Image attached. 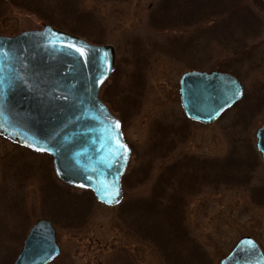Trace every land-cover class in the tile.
Here are the masks:
<instances>
[{"label":"rangeland","instance_id":"1","mask_svg":"<svg viewBox=\"0 0 264 264\" xmlns=\"http://www.w3.org/2000/svg\"><path fill=\"white\" fill-rule=\"evenodd\" d=\"M162 1L0 0V35L51 24L76 30V35L92 43L115 46L119 70L104 87V96H110L107 104L122 120L133 149L129 164L133 173L124 185V199L108 206L90 193L67 188L56 176L50 155L0 136V264H14L39 219H49L57 229L61 254L51 264H219L244 235L253 236L264 250V159L256 138L264 124V4L227 3L235 17L229 28L213 33L206 28L195 32L194 21L204 18L202 26L219 23L216 17L212 22L199 15L222 11L226 0L214 4L192 0L198 4L192 5L194 10H202L194 12L191 22L182 15L166 18L174 17L171 23L182 27L174 30L183 34L177 38L172 32L161 34L155 26L152 12ZM260 27L263 31L258 35ZM251 46L252 54L239 55L240 49ZM142 48L149 50L146 58L151 63L146 70L139 66ZM188 70L236 75L245 86L242 101L248 103L212 124L186 118L183 129L188 136L176 137L175 149L163 161L175 164L176 171L182 169L177 173L190 177L191 189L174 208L158 200L137 208L138 198L148 197L166 174L157 165L159 169L141 180L137 171L151 169L152 158L158 159L162 146L170 143L160 141L159 133L154 142V134L163 129L160 125L181 122L179 80ZM249 102L257 110L256 114L250 111L252 116ZM147 147L154 149L151 160L149 151L144 153ZM228 157L233 165L225 170L221 165ZM244 160L253 162L254 169L240 163ZM235 163L250 175L248 183L238 178L220 184L203 180L211 168L217 174L234 172Z\"/></svg>","mask_w":264,"mask_h":264},{"label":"water","instance_id":"2","mask_svg":"<svg viewBox=\"0 0 264 264\" xmlns=\"http://www.w3.org/2000/svg\"><path fill=\"white\" fill-rule=\"evenodd\" d=\"M116 59L114 45L91 43L49 24L0 35V134L51 155L62 182L91 190L110 206L123 200L132 156L121 120L100 98ZM244 94V84L228 72L190 70L180 78L184 113L199 123H214ZM256 138L264 159V124ZM60 252L53 223L40 219L14 264H49ZM219 264H264V251L246 235Z\"/></svg>","mask_w":264,"mask_h":264},{"label":"trees","instance_id":"3","mask_svg":"<svg viewBox=\"0 0 264 264\" xmlns=\"http://www.w3.org/2000/svg\"><path fill=\"white\" fill-rule=\"evenodd\" d=\"M192 0H190V2L187 4V0H163L162 2H159V5L156 9L153 10L152 12V15L153 17L156 16V18H153L155 21V26H157V28L160 31L161 34H168V33H174L176 35L177 38H180L183 34L182 33H177V32H174V30L176 28H182L180 26H177L175 27V23H171L173 18L176 16V15H182L183 17H185V21L187 22H191L192 19H193V15H194V12L196 11H201L202 9H195L193 8V4H196L194 2H191ZM223 1V0H222ZM212 4L216 3L217 0H212L210 1ZM241 0H226V8L224 7L225 6V3H223L222 5L224 6H221V10L220 12H217L216 14L214 13H208L206 15H199V16H205L206 18H209L212 20V22H214L213 20V17H216L218 20H219V23H216L214 25L210 24L209 26H202L201 22H203V19L200 20V19H196L194 21V26H195V32L198 31L200 28H206V30H212L214 31L213 33H215L216 30H224L225 28H229V22L230 21H233L234 17H235V14L233 11H231L233 8L231 6V4L233 3H240ZM255 2L257 4H264V2L262 0H255ZM227 3H231L230 5L227 4ZM198 5V4H196ZM229 5V6H228ZM207 9V7H205ZM223 8H225L223 10ZM179 12H186V13H189L191 15H184V14H176V13H179ZM193 12V13H192ZM222 12H224V15H222ZM174 15V17L169 20V19H166L167 17H169L170 15ZM196 16V15H194ZM230 19V20H229ZM229 20V21H228ZM243 20V19H242ZM228 25V26H227ZM175 27V28H174ZM262 28H258V30H256L258 32V35L259 33H262L263 29L261 30ZM76 30H72L71 33H75ZM70 32V31H69ZM210 32V31H209ZM140 47V46H139ZM253 46L251 47H243L242 49L239 50V55L242 56L244 54H252L253 53ZM139 52L143 55V60H140L139 62V66H140V70H143L145 68H148L149 67V64L151 62H149V59L146 58V56L149 54V50L148 49H145V48H142L139 50ZM118 68L116 69L115 72H117L119 70V66H117ZM146 70V69H145ZM114 75V74H113ZM112 75V76H113ZM108 86L110 85V83H106L104 85L105 86ZM106 86V87H107ZM104 87L102 88L101 90V98L103 101H105L106 103L108 101H110V96H104ZM110 89V87H109ZM242 102V103H241ZM240 103H238V105H235L233 108H235L236 106H239V107H243L244 106V102L245 101H241ZM248 103V101L245 102V104ZM249 104H251V102H249ZM259 107V106H258ZM111 108V107H110ZM232 108V109H233ZM112 110V108H111ZM231 110V109H230ZM260 110V108L258 109ZM249 113L248 115L249 116H252L253 114H256V111H255V107L253 104H251L249 106ZM253 113H251V112ZM228 112V111H227ZM183 120V121H182ZM181 122H179L178 125H174V124H161L160 126L163 127L162 130H157V134L155 133L154 134V142L157 143V136H158V133H159V139L160 141H164V142H167L169 141L170 143L166 146H162V151H164L162 154L159 152V154H161L158 159L157 157L156 158H152V156L154 155V149H151L149 150V148L147 147L145 152L144 153H148V156L149 157V160H151L152 158V163H153V166H152V170L151 169H143V171L141 172V170H138L137 171V175L139 177H142L141 180H146L148 177H150L152 175V173L154 172L153 170L154 169H159V168H164V171L163 173L166 171V174L165 176L162 178V179H159L157 182H156V186L153 187V189L151 190V194L148 196V197H141V198H138V204H135L134 206L135 207H147L150 205V202H155L157 203V200L158 201H166V203L164 204L165 206L166 205H171L173 208L178 206V202L181 203V201L179 199L183 198L185 196V194L187 193V191H189L191 188L189 186L190 182V177L189 176H182V175H179L177 173V171H181L182 173V169H178L177 171L175 170V167L176 165L173 164V163H165L163 160L166 159V157L175 149V147L173 146L174 144V140L176 137L178 138H183L184 139V136H188L189 133H187L188 131L187 130H184L183 128L186 126L187 122H186V117L183 116ZM188 121V120H187ZM168 139V140H167ZM166 150V151H165ZM231 158L228 157L227 158V161L228 162H225V164H222L221 166L225 169V170H228L232 165H233V161L231 159V161H229ZM158 160V162H157ZM167 161V160H166ZM240 163H247L246 164V168H249V169H254L255 167V164L253 162H247V161H241ZM154 164H156L154 166ZM164 166H161L163 165ZM215 164H217L215 162ZM157 165H159V168L157 167ZM236 163L234 164L235 166V170L234 172H231L229 173V171L227 172H224L223 174H217L215 172L216 168H211V169H208L207 171H205L204 175H206L205 178H203L204 181H208V178H209V181L210 182H213L214 184H220V183H225V182H228L229 179H232V178H238L239 180L245 182V183H248L250 180V175L241 171L238 167H236ZM131 166V164H130ZM128 168V171L126 172L125 176L123 177V185L126 184L127 180L130 178L131 174L133 173V166L130 168ZM161 166V167H160ZM241 167V165H239ZM142 168H146L147 167V164H142V166H140ZM151 171V173H150ZM161 169H160V175H159V178L161 176ZM229 173V174H227ZM220 178H225L223 179V181H217V179H220ZM229 178V179H228ZM139 183V182H137ZM67 186V185H66ZM67 188H71L73 190H79V189H76L74 187H70V186H67ZM174 190H177V192H175ZM85 193H90L93 195V193L89 190H81ZM253 193H258L257 192V189H254L253 190ZM94 196V195H93ZM175 201V204H171L172 201ZM154 239V238H153ZM155 240V239H154Z\"/></svg>","mask_w":264,"mask_h":264},{"label":"snow or ice","instance_id":"4","mask_svg":"<svg viewBox=\"0 0 264 264\" xmlns=\"http://www.w3.org/2000/svg\"><path fill=\"white\" fill-rule=\"evenodd\" d=\"M71 47H76V46L75 45H71ZM77 51L80 52V54L82 56L85 54L84 49H82V48H78ZM117 126H118V124H117Z\"/></svg>","mask_w":264,"mask_h":264}]
</instances>
